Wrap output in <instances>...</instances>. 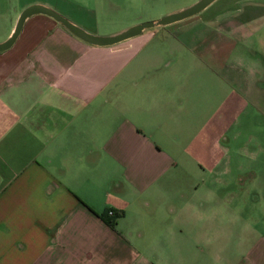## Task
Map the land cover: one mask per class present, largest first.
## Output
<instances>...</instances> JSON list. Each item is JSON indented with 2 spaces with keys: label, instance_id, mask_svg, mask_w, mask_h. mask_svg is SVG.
<instances>
[{
  "label": "crops",
  "instance_id": "1",
  "mask_svg": "<svg viewBox=\"0 0 264 264\" xmlns=\"http://www.w3.org/2000/svg\"><path fill=\"white\" fill-rule=\"evenodd\" d=\"M142 2L0 0V41L31 3L110 34L151 16ZM81 8L125 21L92 26ZM262 129L264 0H211L105 45L28 15L0 50V264H160L153 241L173 240L174 194L191 217L193 182L207 197L264 193ZM157 210L161 232L144 236ZM239 256L230 264H264V229Z\"/></svg>",
  "mask_w": 264,
  "mask_h": 264
},
{
  "label": "rangeland",
  "instance_id": "2",
  "mask_svg": "<svg viewBox=\"0 0 264 264\" xmlns=\"http://www.w3.org/2000/svg\"><path fill=\"white\" fill-rule=\"evenodd\" d=\"M168 3L172 4L171 0H143L141 3L142 12L151 15L143 20L160 15L161 13L156 15L157 11L160 10L159 7L163 5L164 8ZM126 10L128 11L129 8ZM84 13V21L92 26L100 25L101 27H106L103 26L104 24L113 28L125 21L124 19L116 17L102 18L100 13H97L98 18H90L86 10ZM109 14L117 15L118 13L112 11ZM256 131V136L262 138L264 130ZM240 158L244 159L241 156ZM190 174L192 182L195 179L197 181L200 180L201 175H199L194 165L192 166ZM191 184L185 190L187 192L185 198H190L191 200V205H193L191 209L192 215L190 217L188 214L186 217V213L182 211L181 199L174 194L173 240L170 242H166L165 240L153 241L155 242L153 246L155 247L154 252L158 254V261L160 264H184V262L188 261L190 264H230L234 261V258L240 257L239 254L264 229V214L262 212L264 207V193L258 192L259 195L254 200L252 193L245 190V188L248 190L250 188L248 183L245 187L236 190V192H228L226 194L224 190H221V196L217 195L214 197L208 195V199L202 188L198 187L195 189V183L193 182ZM255 189L254 182L251 184V192L255 191ZM214 206H219V210L212 212ZM155 213L156 221L157 219L160 220L163 218L162 210H157ZM149 218L152 219V217ZM146 221L143 218L139 226L144 236L153 235L152 237L158 238V234L161 232V226L158 225V221L155 222L153 227L148 229L144 226ZM163 235L165 237V234ZM166 253L169 256H166Z\"/></svg>",
  "mask_w": 264,
  "mask_h": 264
},
{
  "label": "water",
  "instance_id": "3",
  "mask_svg": "<svg viewBox=\"0 0 264 264\" xmlns=\"http://www.w3.org/2000/svg\"><path fill=\"white\" fill-rule=\"evenodd\" d=\"M210 1L211 0H195L194 2L188 4L187 6L179 10L167 12L158 18L142 20V21L133 23L131 25H128L124 28H121L120 30H117L116 32H113L110 34H103V35L91 33L85 30L84 28L80 27L79 25L69 20L67 17L63 16L61 13L57 12L56 10L48 6H45L39 3H31V4L24 6L20 10L12 31L4 40L0 41V50L8 47L12 43V41L14 40V38L16 37L20 29L22 21L24 20L25 17H27L28 15L32 13L40 12V13H45L51 16L56 21H58L62 26H64L69 32H71L78 38L84 40L85 42H88L90 44H96V45H105V44L114 43L116 41L122 40L129 36L135 35L139 33L143 28L153 27L156 25L168 24L173 21L190 16L198 12L199 10H201Z\"/></svg>",
  "mask_w": 264,
  "mask_h": 264
},
{
  "label": "trees",
  "instance_id": "4",
  "mask_svg": "<svg viewBox=\"0 0 264 264\" xmlns=\"http://www.w3.org/2000/svg\"><path fill=\"white\" fill-rule=\"evenodd\" d=\"M105 214H106V216L105 215H103L104 216V218L109 222V223H111L112 224V220H113V215H114V212H113V214H107V212H106V210H105Z\"/></svg>",
  "mask_w": 264,
  "mask_h": 264
},
{
  "label": "built area",
  "instance_id": "5",
  "mask_svg": "<svg viewBox=\"0 0 264 264\" xmlns=\"http://www.w3.org/2000/svg\"><path fill=\"white\" fill-rule=\"evenodd\" d=\"M106 212H107V214H113V210L111 209V208H108L107 210H106Z\"/></svg>",
  "mask_w": 264,
  "mask_h": 264
}]
</instances>
